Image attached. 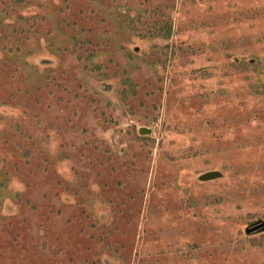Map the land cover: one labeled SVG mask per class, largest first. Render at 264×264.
<instances>
[{
    "label": "rangeland",
    "instance_id": "obj_1",
    "mask_svg": "<svg viewBox=\"0 0 264 264\" xmlns=\"http://www.w3.org/2000/svg\"><path fill=\"white\" fill-rule=\"evenodd\" d=\"M0 264H264V0H0Z\"/></svg>",
    "mask_w": 264,
    "mask_h": 264
},
{
    "label": "water",
    "instance_id": "obj_2",
    "mask_svg": "<svg viewBox=\"0 0 264 264\" xmlns=\"http://www.w3.org/2000/svg\"><path fill=\"white\" fill-rule=\"evenodd\" d=\"M138 132L141 135H143V134H150L151 129H149L147 127H139ZM206 177H209V175L208 176L206 175ZM260 225L259 224L258 225H255V226L251 227L250 230H254L255 228H258Z\"/></svg>",
    "mask_w": 264,
    "mask_h": 264
}]
</instances>
